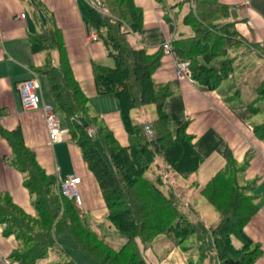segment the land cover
<instances>
[{
    "label": "trees",
    "instance_id": "16d2710c",
    "mask_svg": "<svg viewBox=\"0 0 264 264\" xmlns=\"http://www.w3.org/2000/svg\"><path fill=\"white\" fill-rule=\"evenodd\" d=\"M101 1L104 13L88 7L86 24L96 29L113 65L92 62L91 69L97 94H110L117 100L126 145L119 144L100 115L92 111L73 74L62 33L52 15L29 40L33 52L45 55L37 70L46 76L50 95L65 119L67 140L78 148L99 186L107 219L125 240L117 247L105 240L91 226L87 214L72 199L59 194L56 176L41 167L20 131H3L12 149L10 163L23 173V184L33 197L35 212L26 213L9 194L0 193L3 234H12L18 241L10 257L20 264H35L58 248L61 235L68 234L99 264H147L143 250L163 235L173 246L195 248L196 261L189 259L192 264H253L261 247L244 228L259 210V195L254 193L257 180L245 178L248 161L241 164L227 151L225 165L204 185H198L196 174L203 157L194 147L193 135L187 132V122L174 133L169 129L164 104L170 90L167 86L157 87L153 80L161 64L162 48L149 52L127 38L129 33L143 30V9L134 0ZM184 1L189 9L182 22L191 26L193 34L171 38L175 58L187 60L190 78L209 89L224 84L221 93L232 108L246 107L253 114L264 111L260 104L264 100V78L249 100H243L240 88L232 85L236 70L242 66L243 72L249 61L250 47L264 45L248 42L240 35L238 21L228 19L229 4L219 0ZM263 57L264 50L260 53ZM237 60L239 63L234 64ZM146 105L154 106V118L137 120L131 116L132 110ZM145 126L150 127L151 135ZM89 127L94 129L92 137L87 133ZM251 127L254 135L264 140V119L252 122ZM96 141L106 152L108 162ZM156 157L160 159L159 172L150 180L145 172ZM168 173L197 185L200 195L217 212L213 226L194 217L171 186L167 191L160 188ZM233 237L240 242L238 247ZM53 264L83 263L72 257Z\"/></svg>",
    "mask_w": 264,
    "mask_h": 264
},
{
    "label": "crops",
    "instance_id": "0c3cea01",
    "mask_svg": "<svg viewBox=\"0 0 264 264\" xmlns=\"http://www.w3.org/2000/svg\"><path fill=\"white\" fill-rule=\"evenodd\" d=\"M219 1L238 7L240 17L236 27L246 41L264 45V0H249V3L245 0ZM134 2L143 9V30L137 34V46L154 52L166 40L178 36L177 23L171 10L159 6L162 0ZM84 8L87 10L88 7L83 0H0V193L9 194L17 206L31 215L35 214L33 197L23 184V173L10 163L12 149L3 131L19 130L24 144L34 151L41 167L57 179L70 173L81 177L85 214L98 216L107 212L93 174L81 158L78 148L67 140L68 135L65 140L69 162L66 151L62 152L61 149V146H65V140L50 142L42 110H25L21 103L17 83L27 78L38 79L41 104L50 105L53 101L48 82L44 84L45 92L41 80L43 74L37 70L45 55L43 52H33L29 40L41 26L47 24L50 15L62 33L73 74L88 101L94 103L97 114L118 143L127 144L117 100L110 94L99 95L96 92L92 62L111 64L106 62L108 55L103 41L87 38L90 28L86 24ZM21 13H25V17H20ZM175 60L173 54L163 53L160 66L153 73L155 85L167 86L170 90L164 104L168 127L174 133L177 127L187 122V132L193 135L194 147L203 157L196 174L200 186L225 165L227 151L241 164L248 161L245 178L257 180L254 193L259 195V210L244 229L261 247V253L253 264H264V140L253 133L249 109L232 108L224 101L219 88L209 89L192 78H178ZM131 116L134 118L132 111ZM191 211L200 217L194 208ZM17 247L15 236L4 235L0 225V264H20L10 257ZM62 248L60 242L58 248L51 251L55 260L49 259L48 253L47 257L38 259L35 264L60 261L64 253ZM143 254L147 261L151 254L154 255L150 248L143 250ZM154 259L150 258L153 264H162L158 258Z\"/></svg>",
    "mask_w": 264,
    "mask_h": 264
},
{
    "label": "rangeland",
    "instance_id": "374dc122",
    "mask_svg": "<svg viewBox=\"0 0 264 264\" xmlns=\"http://www.w3.org/2000/svg\"><path fill=\"white\" fill-rule=\"evenodd\" d=\"M245 2L249 3V0H245ZM159 6L163 7L165 10L166 9L171 10V14L173 15V18L176 21L178 27V31L176 35L187 36L193 34V30L191 26L183 24L182 22V18L189 9L188 2H185L184 0H162V3H160ZM85 11L86 9L84 10V13H86ZM239 17L240 16H239L238 7L233 4L230 5V14L228 19L231 21L238 20ZM136 37L138 36L137 34L134 33H129L127 35V38L129 39L130 43H132L135 46H137ZM263 50L264 47L262 45H258L254 47V49L251 50L250 52L249 55L250 57L248 58L249 61L246 63L245 68H243L244 69L243 72H242V66H240L236 70L235 79L233 80L232 85H236L237 87L240 88V92L243 100L251 99V97L254 94V89L257 86L258 82L262 78H264V59H263L264 57L262 59L260 58V53L263 52ZM106 62H109L111 65H113V61L109 57L106 58ZM238 63L239 61L237 60L234 64H238ZM238 70H240L241 73H239ZM41 80L43 84V90L46 92V87L44 86V84L48 82L46 76L45 77L44 75L41 76ZM219 89H224V84L221 85ZM260 104L264 105V100ZM50 105L55 107L56 113L60 118V126L62 129L66 130L67 126L65 119L62 113L58 110L55 102L52 101ZM89 105L91 106L92 111L97 113V109L94 103L89 102ZM132 114L134 115V118L137 120L152 119L155 117L154 106L146 105L140 109H134L132 110ZM250 119L252 122H256V123L261 122L264 119V111L257 112L254 114L251 113ZM79 120L83 121V118L79 117ZM64 145L65 146H61L62 147L61 149L62 152L66 151L67 153L66 159L67 162H69L68 160L69 150L67 147L66 140L64 141ZM96 145L99 148L103 158L108 162V157L106 155V152L104 151V149L102 148V146L98 141H96ZM158 165H160V159L156 157L151 167L145 172V177H147L150 180H154L155 175L159 172ZM165 179L167 181L164 184L160 185V188L163 191H167V189L171 186L174 189L175 193L179 196V198L186 203V208L188 209L189 212L192 213L191 210L192 208H194L197 211V214L201 217V219L205 222L207 226H212L216 223L217 212L215 211V208L211 204H209L203 196L200 195L198 191V187L194 182L190 183L191 180H185L181 177L175 178L169 173L165 176ZM57 190H58V186H57ZM79 192L83 202L82 209L80 210L81 212H84L85 206H84L82 184L79 185ZM87 219L90 222L91 226L97 229L98 232L104 236L105 240H107L112 246L117 247L122 241L125 240V238H123L120 234L116 233L114 226L107 219L106 213L105 215L102 214L98 216L93 214L90 215L88 214ZM207 240L208 243H211L210 234H208ZM232 240L235 246L238 247L240 245V242L235 237H233ZM60 242L63 247L62 249L64 250V253H62V256L60 257L61 259L59 258L60 260L64 261L73 257L78 261L82 262L83 264H99L93 257L88 255L84 250H82L74 242L73 238L70 235L68 234L61 235ZM149 248L154 253V255L153 254H151V256L149 255L150 258H153V260H155L154 258H158L159 262L162 264H192L189 259H193L192 261H196L195 259L197 257V251L195 248L183 250L180 247L173 246V244L169 242L163 235H159L156 238V240L152 243V245L146 248V250ZM51 251L49 252V259L55 260V257H52L51 255ZM150 258L148 261L146 259V262L153 264Z\"/></svg>",
    "mask_w": 264,
    "mask_h": 264
},
{
    "label": "built area",
    "instance_id": "2783aa9c",
    "mask_svg": "<svg viewBox=\"0 0 264 264\" xmlns=\"http://www.w3.org/2000/svg\"><path fill=\"white\" fill-rule=\"evenodd\" d=\"M88 7L93 8L101 13H104L105 7L101 0H83ZM20 17H25V13H21ZM88 40H97L98 33L96 29L90 28ZM171 39L166 40L162 45L164 54H173V48L170 42ZM175 74L178 78H190L189 62L183 59L175 60ZM21 103L25 110L41 109L45 116V123L48 130L50 142H60L65 140L68 135L67 130L60 126V118L56 113L55 107L47 104H41L38 93L39 81L37 78H27L17 83ZM146 132L151 135L152 130L149 126H145ZM87 133L90 137L94 136V129L87 128ZM81 177L75 173H70L64 177H58L57 186L59 194L62 197L72 199L75 206L82 209V198L79 192V185L81 184Z\"/></svg>",
    "mask_w": 264,
    "mask_h": 264
}]
</instances>
